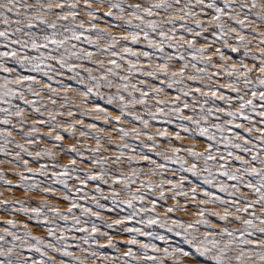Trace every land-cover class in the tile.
I'll return each instance as SVG.
<instances>
[{
	"label": "snow or ice",
	"instance_id": "6c2138e0",
	"mask_svg": "<svg viewBox=\"0 0 264 264\" xmlns=\"http://www.w3.org/2000/svg\"><path fill=\"white\" fill-rule=\"evenodd\" d=\"M0 157V264H264V0H0Z\"/></svg>",
	"mask_w": 264,
	"mask_h": 264
},
{
	"label": "rangeland",
	"instance_id": "374dc122",
	"mask_svg": "<svg viewBox=\"0 0 264 264\" xmlns=\"http://www.w3.org/2000/svg\"><path fill=\"white\" fill-rule=\"evenodd\" d=\"M67 143H70V141H66ZM174 143H184V144H188L189 143V141H187V140H184V141H182V142H175L174 141ZM0 159H2V157H0ZM62 163H66L67 162V157H65V158H63L62 159V161H61ZM172 167H176L175 165H172ZM190 175V174H189ZM12 179H15V177H12ZM0 190H2V188H0ZM15 196H17V197H22V196H24L25 194L23 193V191L22 190H14V193H13ZM3 198H7V196L6 197H0V199H3ZM168 203L169 204H171L172 203V201L171 200H169L168 201ZM65 205L64 204H61V207H64ZM177 215H181V214H179V213H177ZM2 216H4V214L3 213H0V217H2ZM182 218H185V217H182ZM21 219H23V217H21ZM34 231H36L38 234H42L41 232H40V229L39 228H34ZM174 239H178V238H175L174 237Z\"/></svg>",
	"mask_w": 264,
	"mask_h": 264
}]
</instances>
